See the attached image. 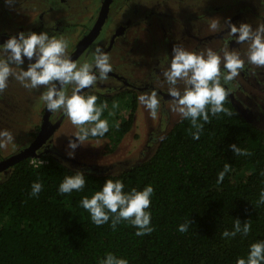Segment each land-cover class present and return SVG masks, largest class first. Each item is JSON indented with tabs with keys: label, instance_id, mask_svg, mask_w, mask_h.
Returning a JSON list of instances; mask_svg holds the SVG:
<instances>
[{
	"label": "trees",
	"instance_id": "obj_1",
	"mask_svg": "<svg viewBox=\"0 0 264 264\" xmlns=\"http://www.w3.org/2000/svg\"><path fill=\"white\" fill-rule=\"evenodd\" d=\"M87 94L106 105L102 118L109 131L103 137L113 129L119 137L131 128L136 96L127 99L128 111L119 117L110 113L113 97ZM224 107L227 112L198 121V140L192 138L190 120L181 117L148 157L116 173L76 169L52 155L41 156L46 161L36 165L31 157L13 164L0 181V264H99L108 252L128 264H237L246 258L249 246L264 240V204H257L264 190V129L247 120L229 95ZM230 144L251 155H235ZM225 163L231 170L218 182ZM77 170L85 174L84 189L59 193L64 177ZM106 179L121 180L125 191L153 187L150 234L136 236L127 221L115 231L111 220L100 226L92 222L80 202ZM37 180L43 189L33 197L31 185ZM237 218L250 222V232L223 238ZM188 219V231L179 232Z\"/></svg>",
	"mask_w": 264,
	"mask_h": 264
},
{
	"label": "clouds",
	"instance_id": "obj_2",
	"mask_svg": "<svg viewBox=\"0 0 264 264\" xmlns=\"http://www.w3.org/2000/svg\"><path fill=\"white\" fill-rule=\"evenodd\" d=\"M10 2V0H8ZM209 31L217 33L227 26L228 35L234 37L237 43H247V60L253 65L264 67V23L254 29L249 23L238 26L230 20L221 21L219 17H207ZM68 40L63 36L49 35L46 31L39 33L20 31L11 35L0 44V92L8 86L10 77L21 82L25 88L37 89L46 87L41 99L50 112H62L68 116L78 131L69 139L67 155L74 156V150L86 144L89 137H103L109 131L107 119L102 118L106 105H98L95 94H85L84 90L93 86L98 80L105 81L113 70L109 54L97 47L89 59L76 61L68 54ZM35 56L34 62L32 58ZM24 58L30 62L27 69L21 68ZM244 59L238 51L223 48L219 52L211 48L203 51H192L183 46H174L171 58L162 75L172 98L171 109L183 119L190 120L195 131L192 138L198 140L202 124L199 120L208 122L212 115L227 112L224 107L229 95L225 85L232 81L244 67ZM182 86V87H181ZM140 103L155 114L160 107V99L155 90L141 94ZM11 131L0 129V147L12 142ZM237 156L251 155L247 149L236 144L229 145ZM230 165L224 164L218 173V182H222L230 172ZM86 184L85 174L75 171L66 175L58 186L61 194L80 192ZM125 185L119 179H106L100 190L95 191L90 198L85 196L81 206L88 211L92 222L103 225L111 220L115 231L117 224L127 221L136 228V236L150 234L154 227L151 224V212L148 211L154 193L149 184L141 190L132 188L124 190ZM43 185L39 180L31 185L30 196L38 197ZM257 204H264V190L259 194ZM189 219L178 226V231H188ZM251 224L243 223L238 218L233 223L232 230L225 229L221 235L225 239L234 238L237 234L247 235ZM99 264H128V260L118 257L112 252L105 254ZM237 264H264V240H259L249 246L246 258H238Z\"/></svg>",
	"mask_w": 264,
	"mask_h": 264
},
{
	"label": "flooded vegetation",
	"instance_id": "obj_3",
	"mask_svg": "<svg viewBox=\"0 0 264 264\" xmlns=\"http://www.w3.org/2000/svg\"><path fill=\"white\" fill-rule=\"evenodd\" d=\"M16 1L17 3L10 0L13 7L18 5L21 8L14 14L11 13L15 21L21 16H33L35 17L34 25L35 27L40 26L38 29L40 32L46 31L49 35L63 36L65 38L69 35L71 44L67 52L73 60L82 62L89 59L97 47H101L109 54L113 70L108 74L107 80H98L93 86L85 89V94L95 92L113 98L115 96L132 98L133 96L137 97V95L140 96L155 90L160 99V107L158 109L161 112H168V116H170L171 112H174L171 109L173 101L168 93V86L164 83L162 73L166 69L164 62H168L169 58H171L174 46H183L197 52L205 50H202V48H211L219 52L225 47L236 51L241 45L244 47L246 45V43L239 44L234 37H230L226 25L224 30L220 32L212 33L209 31L207 17L212 16L213 10L208 13L205 3L201 0H109L106 13L104 14V21L98 31L94 29V26L105 0H95L93 7H91V4L84 3V0H54L55 2H50L47 5L48 7H40L37 4L40 0ZM24 2H26V6H24ZM228 2L230 3V0L223 1V3L227 4ZM234 2L235 5L233 3L228 4L232 7L230 10L218 16L222 22L230 20L237 26L240 23H249L254 29L258 24L264 23V4L261 0H234ZM90 8L94 9V11L88 14ZM179 13H181L180 16L191 14L196 18H188V21L184 19L176 27H171L166 23L164 16H169L172 21L175 16H179ZM72 16L73 20H71ZM67 20L70 22H66ZM33 21L34 19L31 23ZM18 32H10L7 35L0 33V44L7 40L5 38L16 35ZM202 39L206 42L205 45L201 43ZM134 53H138L135 66L141 60L145 61V66H141V68H144L143 70L139 69L138 71L127 64V59ZM151 58L154 62L149 65L148 59ZM148 65L150 66L149 68ZM244 68L245 65L240 70L243 74L245 72ZM240 72L225 87L228 90L235 86L237 100L231 98V94L229 96L237 110L249 120L241 110V107H239V104L242 105L244 103V98L246 99L247 92L250 91L247 90V86L249 84H258L256 78L259 75L243 80ZM252 79H256L255 83H252ZM240 91L244 93V96ZM45 107L46 105L41 110V118L39 124L36 125L37 130L35 129L33 133V139L43 121ZM123 115L121 114L120 116ZM65 116L64 113L59 111H49L47 115L48 128L57 123L55 131ZM166 122L168 121L166 120ZM161 134L162 131L156 135L158 140ZM46 142L36 151L35 156L52 155L62 162H68L70 165L77 161L57 151ZM11 166L6 168L10 170ZM83 168L90 171L94 168L106 170V168L92 167L89 164L83 166Z\"/></svg>",
	"mask_w": 264,
	"mask_h": 264
},
{
	"label": "rangeland",
	"instance_id": "obj_4",
	"mask_svg": "<svg viewBox=\"0 0 264 264\" xmlns=\"http://www.w3.org/2000/svg\"><path fill=\"white\" fill-rule=\"evenodd\" d=\"M13 1L17 3L16 0ZM52 1L54 0H40L37 4L40 7H48L47 5ZM201 1L205 3L208 13L213 10L211 17H218L221 13L230 10L232 7L228 4L233 3V5H235L234 0H230L228 4L223 3L224 0ZM94 2L95 0H84V3L88 5L91 4V7L94 6ZM261 2L264 4V0H261ZM25 3L26 2L23 3L24 6H26ZM59 7L61 6L59 5ZM18 9H21L20 6L18 7L17 5L13 7L8 0H0V33H5L6 35L14 31H24L26 33L34 31L39 33L40 30L38 29L40 26L35 27L34 25L35 17L25 15L15 21L12 14ZM73 9L75 10V8ZM215 9L217 10L215 11ZM89 11L88 14L92 13L94 9L90 8ZM180 14L181 13H179V16H175L172 21L169 16H164V18H166V23L171 27H176L177 24L183 22L184 19L188 21V18H196L191 14H184L181 16ZM73 16L71 20H73ZM33 19L34 21L31 23ZM66 22L69 23L70 21L67 20ZM66 39L70 45V36L68 35ZM201 43L205 45L206 42L202 39ZM247 48L248 45L246 43L245 47L241 45L240 48H238L239 50L236 49L245 61V72L244 74L240 72V75L243 80L259 75L256 78L258 84H249L247 86V90H250L247 93L250 96L247 94L246 99L244 98V103L242 105L239 104V107H241V110L249 121L253 122L257 127L264 129V67H258L248 62L246 56ZM203 49L206 48H202V50ZM0 55L6 56L7 53L0 52ZM137 58L138 53H134L127 59V64L138 71L139 69L143 70L144 68H141V66H145V61L141 60L140 63L135 66ZM34 60L35 56L32 58L31 62H34ZM148 60L149 65L154 62L152 58ZM29 62L27 58H24V63L21 65V68L26 70ZM167 64L168 62H164L166 67ZM149 65L148 68L150 67ZM256 79H252V83H255ZM234 87L229 88L228 92L231 94V98L237 100V90H235ZM46 90L45 86H41L37 89H28L14 77L9 78L7 88H5L3 92H0V129L11 131L14 139L12 142L0 147V161L19 152L32 141L33 133L35 129L37 130L36 125L39 124L41 118V110L45 105L44 101L41 99V94ZM240 92L244 96V93L242 91ZM138 97L137 95L136 110L134 112L131 128L124 135L118 137L113 129L110 136L101 138L89 137V140L85 142L86 144L78 146L74 150V156L71 158L77 161L73 165H70L66 161L63 163L76 169H84L83 166L89 164L92 167L106 168L107 173H116L148 157L153 152L157 143L158 139L156 135L162 131V134L158 137L160 138L181 118V116L177 112H171L170 116H168V112H161L159 109L153 114L140 103ZM128 98V96L126 98L115 96L110 105V113L113 116L126 113L128 111ZM120 115L119 117H122ZM166 120L168 122H166ZM77 131V127L71 123L66 115L46 143L67 156L68 151H71V149L68 148V141L69 139L75 140L73 135ZM9 173V168L0 170V181L5 180Z\"/></svg>",
	"mask_w": 264,
	"mask_h": 264
},
{
	"label": "water",
	"instance_id": "obj_5",
	"mask_svg": "<svg viewBox=\"0 0 264 264\" xmlns=\"http://www.w3.org/2000/svg\"><path fill=\"white\" fill-rule=\"evenodd\" d=\"M109 0H105L102 6V9L100 11V14L98 16L97 22L94 26V29H96V31H98L99 27H101L102 22L104 21V14L106 13V9H107V3ZM5 39H8L5 38ZM48 110L45 107V112L43 115V121L39 127V130L36 134V136L34 137V139L32 140V142L30 144H28L26 147H24L23 149H21L19 152L9 156L8 158H5L3 160L0 161V170L11 166L13 164H15L16 162L22 160L23 158H27V157H31V156H35L36 155V151L38 149H40L45 142L48 140V138L50 137L51 133L54 131V129L56 128V124H54L52 127L48 128L47 126V115H48ZM91 171H94L96 173L100 172V173H104L106 172V170H98V169H92Z\"/></svg>",
	"mask_w": 264,
	"mask_h": 264
},
{
	"label": "built area",
	"instance_id": "obj_6",
	"mask_svg": "<svg viewBox=\"0 0 264 264\" xmlns=\"http://www.w3.org/2000/svg\"><path fill=\"white\" fill-rule=\"evenodd\" d=\"M46 160H44V159H42L40 156H32L31 157V162L33 163V164H38V163H43V162H45Z\"/></svg>",
	"mask_w": 264,
	"mask_h": 264
}]
</instances>
